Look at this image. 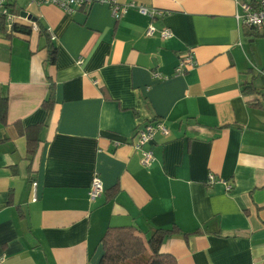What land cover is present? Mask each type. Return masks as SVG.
I'll use <instances>...</instances> for the list:
<instances>
[{"label": "crops", "instance_id": "1", "mask_svg": "<svg viewBox=\"0 0 264 264\" xmlns=\"http://www.w3.org/2000/svg\"><path fill=\"white\" fill-rule=\"evenodd\" d=\"M86 1L68 13L15 0L34 19L0 28V264H95L104 231L128 225L173 229L159 251L176 264H264V28L237 23V0H116L161 10L162 39L136 7L115 19ZM187 49L196 65L177 74ZM156 120L168 134L141 147L143 166L132 137Z\"/></svg>", "mask_w": 264, "mask_h": 264}, {"label": "built area", "instance_id": "2", "mask_svg": "<svg viewBox=\"0 0 264 264\" xmlns=\"http://www.w3.org/2000/svg\"><path fill=\"white\" fill-rule=\"evenodd\" d=\"M15 0H0V16L3 18L4 26L8 32H12V26L14 23H18L19 19H25L21 16L20 11H14L12 9V4ZM31 2L53 4L64 11L70 13L73 12L76 8L81 7L85 3H89L86 0H28ZM112 3L111 15L118 19L120 18L129 7H136L138 11L149 17L151 20L146 27L145 35L152 36L154 33H158L159 37L162 39H168L172 36V31L163 26L161 28H156L153 24V20L163 14L159 9L152 7H147L145 5H137L134 2L118 4L116 0H106ZM237 3L240 7V11L236 13V21L241 26L253 27L258 29L264 28V0H237ZM32 30L38 29V26L35 21L31 25ZM196 65V60L194 53L191 49H187L179 58L178 64L175 67V73L181 74L184 73L191 67ZM154 76H159L158 73H153ZM159 133L163 136L168 134V128L162 120H156L145 123L142 127L137 128L136 132L132 137L131 145L141 151V165L148 166L153 160L152 150L146 149L142 150L141 147L153 141L154 136ZM214 183H222L226 191H230L233 187V184L222 177H218L214 173H208L206 184L211 186ZM30 187L32 190V199H36V181L32 180L30 182ZM103 184L98 176L95 173L91 179V183L88 190V198L93 201L103 193Z\"/></svg>", "mask_w": 264, "mask_h": 264}, {"label": "trees", "instance_id": "3", "mask_svg": "<svg viewBox=\"0 0 264 264\" xmlns=\"http://www.w3.org/2000/svg\"><path fill=\"white\" fill-rule=\"evenodd\" d=\"M0 28L4 31L6 30L1 16ZM26 31L27 27L14 23L11 33H25ZM55 50L52 45L48 48L51 62L55 59ZM51 102L52 86L50 87L49 98L42 103L43 107L50 109ZM0 106H2L0 120L5 122L7 108V100L5 98H0ZM37 140L31 139V137L27 138V151L31 155L36 151ZM172 230L156 229L149 237L145 238L132 225L108 227L100 238L102 253L95 264H176V260L172 255L159 251L163 238L169 235Z\"/></svg>", "mask_w": 264, "mask_h": 264}, {"label": "rangeland", "instance_id": "4", "mask_svg": "<svg viewBox=\"0 0 264 264\" xmlns=\"http://www.w3.org/2000/svg\"><path fill=\"white\" fill-rule=\"evenodd\" d=\"M17 6L20 8L26 7V0H17Z\"/></svg>", "mask_w": 264, "mask_h": 264}, {"label": "water", "instance_id": "5", "mask_svg": "<svg viewBox=\"0 0 264 264\" xmlns=\"http://www.w3.org/2000/svg\"><path fill=\"white\" fill-rule=\"evenodd\" d=\"M20 14H21V16H23V17H25V18H27V19H32V20L34 19V18L31 16V14L27 13L26 11H21Z\"/></svg>", "mask_w": 264, "mask_h": 264}]
</instances>
